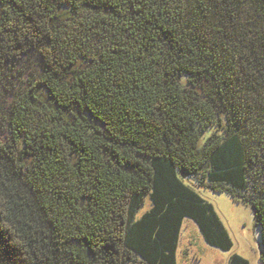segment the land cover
Instances as JSON below:
<instances>
[{
  "label": "trees",
  "instance_id": "16d2710c",
  "mask_svg": "<svg viewBox=\"0 0 264 264\" xmlns=\"http://www.w3.org/2000/svg\"><path fill=\"white\" fill-rule=\"evenodd\" d=\"M23 57L0 264H176L185 217L230 249L195 186L250 205L264 264V0H0V73Z\"/></svg>",
  "mask_w": 264,
  "mask_h": 264
},
{
  "label": "rangeland",
  "instance_id": "374dc122",
  "mask_svg": "<svg viewBox=\"0 0 264 264\" xmlns=\"http://www.w3.org/2000/svg\"><path fill=\"white\" fill-rule=\"evenodd\" d=\"M34 59L23 57L6 64L0 73V134H6L5 119L8 117L12 94L22 87L34 69ZM195 179V178H192ZM195 190L211 202L232 240L228 250L207 244L197 225L188 217L183 218L176 249V264H227L232 253H238L248 264H261L260 227L250 205L234 201L225 192L195 186ZM149 207L148 195L136 213L140 216Z\"/></svg>",
  "mask_w": 264,
  "mask_h": 264
}]
</instances>
